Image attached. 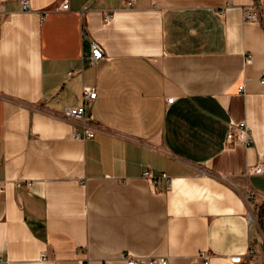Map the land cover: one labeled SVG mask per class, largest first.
Instances as JSON below:
<instances>
[{
    "label": "crops",
    "instance_id": "obj_1",
    "mask_svg": "<svg viewBox=\"0 0 264 264\" xmlns=\"http://www.w3.org/2000/svg\"><path fill=\"white\" fill-rule=\"evenodd\" d=\"M263 156L264 0H0V264H264Z\"/></svg>",
    "mask_w": 264,
    "mask_h": 264
},
{
    "label": "built area",
    "instance_id": "obj_2",
    "mask_svg": "<svg viewBox=\"0 0 264 264\" xmlns=\"http://www.w3.org/2000/svg\"><path fill=\"white\" fill-rule=\"evenodd\" d=\"M21 2L25 10H31V0H21ZM130 4H132V2H130ZM63 9L68 10L69 3L64 4ZM255 16L256 14L251 13V12H248L246 15L247 19L254 18ZM110 17L111 15L109 14L106 17V20H109ZM91 49H92V59L95 63L105 57L104 48L99 42L93 41L91 44ZM96 97H97V92L94 89L92 90L87 89L85 91L84 103L82 105L71 106L65 110L66 119H68L71 122L72 121L78 122V124H80L81 127L83 128V132H78L76 134L78 138H92L95 136L96 129L93 126V119L87 117L86 104L89 101L96 99ZM237 136H241L243 139L242 141L246 145H250L252 143V138L247 133V130L244 129L243 125L234 127L229 133L228 139L232 141V140H235ZM263 160H264V156H263ZM253 171L254 173H257V174H264V166L263 165L255 166ZM145 176L150 178L151 172L147 171L145 173ZM163 176L164 178H167L168 183L171 184L172 182L171 178H169L167 174H163ZM253 195L254 193L252 191L248 192L249 197ZM254 253H255V249L251 248L248 253L250 257L249 258L250 262H255V259L253 258ZM125 260L127 264H166L167 263V260L163 258H146V257H137L133 255L126 256ZM208 263H209V259L206 258L205 264H208Z\"/></svg>",
    "mask_w": 264,
    "mask_h": 264
}]
</instances>
